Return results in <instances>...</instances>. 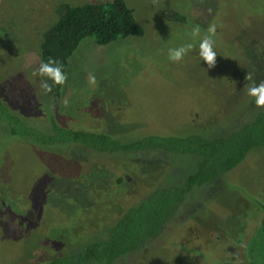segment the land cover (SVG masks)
Returning <instances> with one entry per match:
<instances>
[{"label": "rangeland", "instance_id": "374dc122", "mask_svg": "<svg viewBox=\"0 0 264 264\" xmlns=\"http://www.w3.org/2000/svg\"><path fill=\"white\" fill-rule=\"evenodd\" d=\"M82 3L129 7L142 33L105 44L82 38L55 98L54 85L45 94L33 75L39 44L63 5ZM172 10L184 21L165 16ZM209 25L216 26L212 69L199 55ZM3 35L0 101L38 128L53 119L121 140L189 130L221 135L258 109L245 75L264 81V0H0ZM187 44L194 47L182 61L169 60L170 48ZM7 121L0 117V264H43L84 234L104 233L121 207L151 186L181 181L196 163L193 155L180 164L154 152L40 144L11 133ZM262 205L264 146L190 191L161 235L113 264H258L250 247L259 250Z\"/></svg>", "mask_w": 264, "mask_h": 264}, {"label": "trees", "instance_id": "16d2710c", "mask_svg": "<svg viewBox=\"0 0 264 264\" xmlns=\"http://www.w3.org/2000/svg\"><path fill=\"white\" fill-rule=\"evenodd\" d=\"M165 16L184 21L183 15L173 10L166 11ZM141 33L142 28L134 22L131 9L124 5L114 11H109L102 3L63 5L57 20L42 35L38 56L40 63L49 58L59 61L65 71L68 57L82 38L89 37L97 44H105ZM7 40L6 35L0 37V42ZM57 96L58 85H54V97ZM0 117L8 120L11 133L40 144L63 147L77 144L105 153L154 152L169 155L170 159L178 157L180 164L188 155L195 156L194 168L181 181L151 186L138 199L121 207L105 226L104 233L84 234L71 248H61L43 264H113L126 254L143 248L163 233L190 191L214 182L236 166L247 152L264 146V107H258L249 121L227 134L207 135L189 130L187 133L149 134L124 140L114 139L109 132H100L97 128L62 126L53 119L46 127L38 128L6 109L1 101ZM261 209L257 228L259 240L256 242L260 244L259 250L258 246L250 247V251L260 258H257L258 264H264V205ZM221 264L240 263L224 261Z\"/></svg>", "mask_w": 264, "mask_h": 264}, {"label": "clouds", "instance_id": "9594fccd", "mask_svg": "<svg viewBox=\"0 0 264 264\" xmlns=\"http://www.w3.org/2000/svg\"><path fill=\"white\" fill-rule=\"evenodd\" d=\"M209 36L204 37L199 44V55L208 69L215 68L217 63V54L214 51L215 41L212 39L216 35V26L209 25ZM200 34L199 26L195 27L191 36L196 38ZM193 44H187L179 48L169 49V60L173 62H180L184 59L185 55L193 49ZM34 76L40 77L39 86L43 93H50L53 89V85H64L67 81V74L63 71V66L59 61L49 58L47 62H41L39 67L33 72ZM51 80L50 84L48 81ZM245 80L250 83H246L247 95L255 98V104L257 107H264V81L256 83L253 80L251 73H246ZM90 83L95 84V77H90ZM68 101L65 99L64 104L67 105Z\"/></svg>", "mask_w": 264, "mask_h": 264}, {"label": "flooded vegetation", "instance_id": "af4514ba", "mask_svg": "<svg viewBox=\"0 0 264 264\" xmlns=\"http://www.w3.org/2000/svg\"><path fill=\"white\" fill-rule=\"evenodd\" d=\"M112 218H113V216H112ZM109 223V222H108Z\"/></svg>", "mask_w": 264, "mask_h": 264}]
</instances>
